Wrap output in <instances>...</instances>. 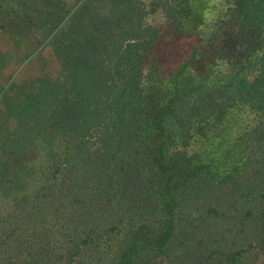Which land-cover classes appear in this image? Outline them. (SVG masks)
<instances>
[{"label":"trees","instance_id":"1","mask_svg":"<svg viewBox=\"0 0 264 264\" xmlns=\"http://www.w3.org/2000/svg\"><path fill=\"white\" fill-rule=\"evenodd\" d=\"M41 1L0 0V13L23 19ZM59 1L43 8L37 32L51 38L74 11L54 36L60 74L24 88L9 107L14 124L0 125L2 195L26 200L23 222L0 232V264H80L103 242L115 248L114 264L147 252L172 263L181 215L204 200H234L236 212L240 201H257L264 221V0ZM36 145L46 169L29 167ZM103 161L118 165L110 185L129 175L139 189L131 211L58 198L80 187L89 162ZM40 173L49 175L29 192ZM52 219L73 240L44 256ZM263 245L214 255L237 264Z\"/></svg>","mask_w":264,"mask_h":264},{"label":"rangeland","instance_id":"2","mask_svg":"<svg viewBox=\"0 0 264 264\" xmlns=\"http://www.w3.org/2000/svg\"><path fill=\"white\" fill-rule=\"evenodd\" d=\"M60 3L59 0L32 2L26 8L29 15L23 19H14L0 13V22L8 26L7 32H0V125L14 124V119L8 116L13 113L9 111V107L17 105L24 88L34 87L38 80L52 79L60 74L54 36L62 27H66L65 23L71 19L74 11L65 12L64 21L56 27L51 38L43 41L37 32V27L41 25L40 13L43 8L55 7ZM72 3L69 2L70 5ZM56 16L58 18V14ZM30 152L32 157H30L29 167H33L32 170H40V167L46 169L49 166V163L47 165L42 162L41 158L45 156L42 145L34 146ZM3 160V155H0V176L4 173ZM13 162L19 164L18 159ZM8 164L10 166L11 161ZM117 166V162L114 163L113 169H110L105 161L100 162V165L89 162V165L83 169V173L75 179V182L80 181V187L73 184L63 188L61 190L63 194L58 198L64 204H68L76 198V194H79L80 200L86 199L90 207L94 206L98 210L102 208V203H105L104 205H111L112 210L119 215L131 211L136 205V193L139 189L129 175H125L124 180L115 179L113 185L108 183L115 175ZM48 175L49 173L47 175L40 173L37 178L29 180V192L37 191L41 186L40 178H46ZM100 180H106V182L100 184ZM2 182H0V232L21 224L23 220L19 215L21 213L24 215L26 209L24 193L18 197L15 194L11 195L9 191L3 197L2 193L4 194L6 190ZM201 206V210L196 209L188 215L184 213L181 215L177 238L170 245L172 263L153 252H147L136 264H224L218 256L214 255L216 251L247 248L251 244L258 245L264 239V221L258 209L259 202L240 201L237 205L239 212H236L234 200L227 201L226 205L215 204L213 200H204ZM211 207L217 208L218 214L209 213L207 210ZM73 215L79 218L76 211ZM97 217L96 215L95 218ZM50 222L52 233L46 243L48 249L45 248L42 253L44 256L47 253L51 255L59 249H65L73 240L70 235L64 236L65 233L71 234V232L66 230L67 224L62 219L61 222L58 219H52ZM102 226L96 225L97 228ZM26 228L28 234L33 233L34 228L31 225ZM19 236L20 232L18 238ZM108 243L115 247L117 241ZM42 259L45 258L42 257ZM115 260V248L108 249L103 242L95 249L89 250L80 264H114ZM40 264L45 263L43 261ZM237 264H264V245L252 250Z\"/></svg>","mask_w":264,"mask_h":264}]
</instances>
